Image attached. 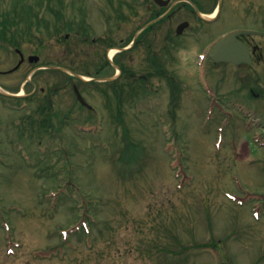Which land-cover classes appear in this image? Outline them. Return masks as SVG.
Masks as SVG:
<instances>
[{
    "label": "rangeland",
    "instance_id": "374dc122",
    "mask_svg": "<svg viewBox=\"0 0 264 264\" xmlns=\"http://www.w3.org/2000/svg\"><path fill=\"white\" fill-rule=\"evenodd\" d=\"M15 1L2 0L0 22ZM29 1L42 23L21 39L26 61L13 72L5 71L20 55L0 40V89L12 94L0 95V264H264L262 100L239 108L234 70L226 79L214 69L204 77L185 43L175 92L155 77L144 81L153 97L137 81L126 93L123 78L95 85L91 74L120 57L107 47L125 46L135 32L138 8L126 27L113 12H123L124 0H46V13L43 0ZM67 22L73 56L58 35ZM150 53L136 48L126 59L131 72L148 70ZM31 54L40 61H28ZM72 59L74 71L90 72L83 82L52 68L35 71ZM115 72L108 65L100 75ZM73 83L92 107L81 105ZM49 95L61 131L32 133L27 113ZM85 213L86 235L73 231Z\"/></svg>",
    "mask_w": 264,
    "mask_h": 264
},
{
    "label": "flooded vegetation",
    "instance_id": "af4514ba",
    "mask_svg": "<svg viewBox=\"0 0 264 264\" xmlns=\"http://www.w3.org/2000/svg\"><path fill=\"white\" fill-rule=\"evenodd\" d=\"M162 1L124 0L125 9L123 12L113 10L114 16L119 21L122 19L123 25L129 27V12L138 8V16L134 17V19H139L137 27L133 35L128 36L125 46L114 44L107 47L108 52L113 47L121 48V50H117L120 57H117L116 61L107 59L109 62L107 64L113 66L116 72L112 75H100L108 65L99 66L95 73L91 74V82L95 85L99 83L112 84L119 78H123L124 82H128L125 88L123 85L125 91L130 87V83L135 84L132 83L133 81L140 82V86L145 88L144 81L155 77L159 78L160 84L162 82L170 84L169 87L172 91L179 90V46L185 43L189 46L188 50L192 55L197 57V63L203 66L201 70H198L204 77L210 76L211 70L214 69L219 72L221 79H226L230 70L233 69L237 82L236 93L238 94L236 95L242 99L239 101L240 105L263 108L264 0H168L166 5L162 4ZM43 2V10L46 13V0ZM2 4V0H0V7ZM37 7L39 6L29 0H16L12 5L14 23L17 26L28 24L30 18H35L34 15L38 13ZM181 12L185 14L184 19L178 21ZM43 21L46 27L44 13ZM183 21H188L189 24L183 32L179 33L178 28ZM217 42H221L219 60L211 56V49ZM139 46L144 51L145 49L151 51L152 61L148 64L150 67L148 70L135 74V72H131L126 59L130 60L132 58L130 54ZM164 55L168 57V62L163 60ZM27 59L29 61V57ZM24 61H26V57ZM169 63L172 65L170 68L167 67L170 65ZM166 68L170 71H166ZM81 75L83 74L80 73L78 80L83 82ZM129 81L131 82L129 83ZM129 89L125 92L128 93ZM43 92L46 91L43 90ZM142 94L146 97H153L156 91H151L149 87L145 88ZM256 99L262 100L263 106H252V101ZM39 102L40 105L36 110L27 113L26 118L30 125L33 124L32 128H29L32 129V133L37 130L41 134V132H46L48 98L46 99L45 96ZM175 103L174 100L168 106L171 111L173 107L177 108Z\"/></svg>",
    "mask_w": 264,
    "mask_h": 264
},
{
    "label": "trees",
    "instance_id": "16d2710c",
    "mask_svg": "<svg viewBox=\"0 0 264 264\" xmlns=\"http://www.w3.org/2000/svg\"><path fill=\"white\" fill-rule=\"evenodd\" d=\"M60 2H61V0H60ZM53 12H55V10H53ZM63 13H64V11L62 12L60 10H58V13H56V18H57L58 21H60V19H61V21H63L65 19ZM12 18H13L12 15H7L6 17L3 18V21L0 22L1 23L0 24V40L9 41L14 46L21 47V42H22L21 39L23 37L26 38V37H32V36H34L33 25L32 24H29L30 26H28L27 29L25 28V29H22V30H20L18 28H13V26L10 25V22L12 23ZM67 24H69L70 27L64 28L66 31L59 30L58 35L61 37V40L67 44V46L70 45V48H69V56H73L74 53H75V49L74 48H76V47L73 46V45H71L69 37L67 38V36L70 35L69 32L70 31L72 32V30H73V25L71 23V25H72L71 26L70 25V22H67ZM79 28L77 29V27H76L77 30H79ZM47 29H50L49 26H48V22H46V33L49 34V35H53V33H51L52 31L51 30H48L47 31ZM79 33L84 36V38H85L84 40L85 41L90 39V32L88 30H86V28L81 29L79 31ZM72 62H75V60L72 59L71 65H68L67 67H69L72 70H75V68L73 66L74 63H72ZM59 65H61V64H59ZM64 66H66V65H64ZM79 68L80 69H77L78 71L79 70H81L82 72H85L86 71V70L84 71V69L82 68V66L79 67ZM53 70L56 71V72H63V71H60V70H57V69H53ZM67 75H69V74H67ZM69 76H70L69 79H72L73 78V76H71V75H69ZM54 90L55 91H53V92H57L58 91V87L55 88ZM53 92L51 91V94ZM0 95H2V94H0ZM50 96L51 95H49V98H48V104H49L48 106L51 109V112L49 113V117H46V127L50 128L51 130L54 129V131L60 132L61 131V125L57 126V128H56V125H55L56 122L54 121V116H53V112H52V110H53V104H52V100H51V97ZM127 146H128V144H127ZM127 146H126V149H132V148H137L138 147V145H135V144L134 145L129 144V146L128 147ZM134 159L135 158L133 156L131 158H129V159H124L122 157V160L124 162H126V163L132 162ZM85 202H86V204H89L87 201H85ZM84 216H85L84 225L83 224H80L78 227L74 228L73 231L75 229H78V230L81 229V232H83V234L86 235V234H89V232H90V226L89 225H85L87 223L86 222L87 221L86 219H87V216H89V213H85ZM68 234L69 233L67 232V235ZM50 254L51 253H47L46 256H50ZM40 255L41 256H44L43 254H40Z\"/></svg>",
    "mask_w": 264,
    "mask_h": 264
},
{
    "label": "water",
    "instance_id": "95a60500",
    "mask_svg": "<svg viewBox=\"0 0 264 264\" xmlns=\"http://www.w3.org/2000/svg\"><path fill=\"white\" fill-rule=\"evenodd\" d=\"M158 1H162V0H158ZM167 2H168V0H163V1H162V4H167ZM187 25H188V22H183L182 24H180V26H179V32H181L180 30L184 29ZM220 47H221V43H218V44L214 47V49L212 50V52H211L212 57H214L216 60H219V59H220V52H219V51H220ZM227 57H228V56H227ZM227 57H226V58H227ZM23 58H24V56L22 55V61H23ZM39 58H40V57L37 56V55H32V56H30V60H31V61H34V60L38 61ZM22 61H20L19 64H18L14 69H16V68L21 64ZM14 69H12V70H14ZM74 89H75V92H76L77 97L79 98V100H80L83 104H85V105H89L88 102H87V101L85 100V98L83 97V95H82V93H81V91H80V89L78 88L77 85L74 86ZM89 106H90V105H89Z\"/></svg>",
    "mask_w": 264,
    "mask_h": 264
}]
</instances>
